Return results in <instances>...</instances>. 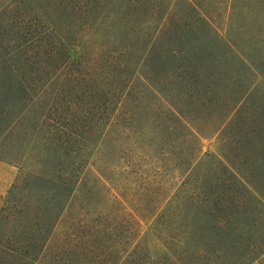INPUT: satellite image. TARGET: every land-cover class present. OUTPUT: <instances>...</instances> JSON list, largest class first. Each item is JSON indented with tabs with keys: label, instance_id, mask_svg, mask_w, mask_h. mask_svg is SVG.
<instances>
[{
	"label": "trees",
	"instance_id": "16d2710c",
	"mask_svg": "<svg viewBox=\"0 0 264 264\" xmlns=\"http://www.w3.org/2000/svg\"><path fill=\"white\" fill-rule=\"evenodd\" d=\"M228 10L264 29V0H0V120L44 146L0 204V264H262L260 64L219 33ZM139 112L157 123L134 160Z\"/></svg>",
	"mask_w": 264,
	"mask_h": 264
},
{
	"label": "rangeland",
	"instance_id": "374dc122",
	"mask_svg": "<svg viewBox=\"0 0 264 264\" xmlns=\"http://www.w3.org/2000/svg\"><path fill=\"white\" fill-rule=\"evenodd\" d=\"M212 20L216 24L219 33L224 39L229 40L234 44H257L256 52L254 53V60L257 64H260L259 73L254 88L255 90L250 96H252L253 99L260 98L262 100V104H264V29L260 28V30H250L249 28H246L243 24H246V22H248L250 19L245 16H242L241 18V16H237L234 13L231 14L229 10L227 12L221 11L219 13H214L212 15ZM235 22H240L243 26L236 27ZM86 39L87 37L82 40L81 44H77L75 49L80 50V46L86 47L87 45H94V40L91 41L92 44H87ZM100 39V36L96 38L98 42H100ZM253 93L256 94L254 95ZM144 104L145 103H139L141 107ZM154 107L158 108L156 105ZM127 108H129V106H122L124 111H126ZM119 119L121 120L122 118L118 117L117 120ZM193 122L195 124H202L204 121L202 122L194 119ZM8 123V116L2 115V119L0 120V204L4 201L7 190L16 180L23 162H26L27 165L31 164L34 161L36 150L42 149L44 147L43 140L41 138L42 133H38V130L33 132L31 129H29L20 137V134L14 129L8 128ZM117 123H119V121ZM155 123L157 122L154 121L153 118L145 116L141 112L136 114L133 120L129 121L131 129H128V141L131 145H134V147L131 148L133 151L134 160H137V157H140L142 152L139 150V148H137V146L140 145L141 148V146L143 147L146 145L144 141H146L147 138L142 136V131ZM114 137L115 132H112L109 134L107 139L112 142ZM219 138L220 137L218 134H205L202 139L203 151L212 155H218L220 147ZM203 157L206 156L204 155ZM134 172L135 171H133V173L129 172V186L124 189V192L128 194L126 196L128 201V209L133 214H136L137 212H141L139 211L141 206L139 195L142 191V179L139 178V176ZM74 202L75 200H73L72 204H74ZM73 214L74 209L71 208L70 204L67 206L64 212V224L60 230L65 229L66 225L69 224ZM152 227V221H147V219L142 221V234L153 235ZM255 263H259V259ZM262 264H264V260H262Z\"/></svg>",
	"mask_w": 264,
	"mask_h": 264
}]
</instances>
